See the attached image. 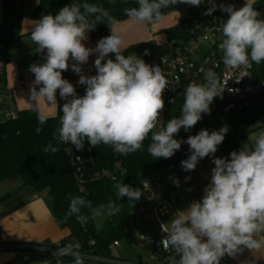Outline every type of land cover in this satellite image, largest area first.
<instances>
[{"label": "clouds", "instance_id": "clouds-1", "mask_svg": "<svg viewBox=\"0 0 264 264\" xmlns=\"http://www.w3.org/2000/svg\"><path fill=\"white\" fill-rule=\"evenodd\" d=\"M137 2L138 7L124 9L125 15L135 22L152 23L164 18L162 9L178 3L198 7L204 0ZM207 3L205 15H212L217 9L227 14L219 29L222 41L218 45L225 67L244 70L264 61V20L257 18L255 0H245L239 8L234 4H217L215 0ZM105 20L111 28L110 35L99 39L95 47H87L84 42L88 33ZM115 24L108 10L89 3H71L55 15L45 14L33 21L31 40L43 62L29 66L34 74L30 92L33 100L43 98L51 105L58 104L59 91V97L65 101L55 137L57 142L82 150L87 140L90 149L102 143L120 155H129L142 150L143 141L151 133L147 151L155 159H168L182 144H187L190 154L181 161L185 172L194 171L207 157H211L214 167L201 199L190 201L168 223L160 225L166 234L160 241L163 249H174L179 256L173 264H220L225 256L235 258L245 249L264 247V131L247 139L227 157L215 155L229 131L227 126L211 131L201 129L186 140L175 138L181 129L189 132L201 121L202 114L211 113L210 105L214 98H222L227 82L221 84L212 69H202L204 82L188 84L181 115L165 124L161 119L165 107L162 94L168 81L161 67L149 65L137 55L121 54L124 41ZM148 54L146 49L144 55ZM93 55L96 74L85 75L83 66ZM69 68L79 76L78 84L85 86L83 96L63 78L62 73ZM35 110L38 122L46 123L47 118L38 105ZM44 151L56 152L58 148L49 143ZM173 182L180 186L178 178ZM142 184L143 190L150 192L149 182L144 180ZM114 188L119 200L127 197L130 203L139 201L143 195L141 188L124 182H116ZM153 196L150 193L149 199ZM69 199L68 215L76 216L81 222L88 219L82 214L83 208L97 215L101 212L99 208L93 209L83 196ZM119 212L120 207L115 203L108 204V215ZM68 251L67 247L58 248L53 256ZM74 262L83 264L78 254H74ZM56 264L61 261L57 259Z\"/></svg>", "mask_w": 264, "mask_h": 264}, {"label": "trees", "instance_id": "trees-1", "mask_svg": "<svg viewBox=\"0 0 264 264\" xmlns=\"http://www.w3.org/2000/svg\"><path fill=\"white\" fill-rule=\"evenodd\" d=\"M0 1L2 2L0 7V62L3 63L5 69L9 64L16 63L20 69L28 70L33 63L21 60L22 52L16 50V47L27 37L22 32L25 20L34 21L45 14L55 15L62 7L71 3H89L108 10L116 24H119L130 20L125 15L124 9L138 7L137 0H38L33 10L26 11L18 9V3L25 2V0ZM177 9L178 4L162 9L163 16H168ZM164 34L170 43L186 42L190 37L189 28L182 22L166 29ZM108 35H110V26L107 25L106 20L104 23L97 24L96 29L91 31L93 40ZM143 48H145L143 45L131 46L121 54L130 56L141 52ZM62 75L70 82H75L77 78V74L71 69L63 72ZM254 75L259 79L264 78V61L255 64ZM3 83L4 88H7L6 72ZM183 101L184 93L171 107L166 122L181 115ZM62 114L58 104L57 116L47 118L44 124L38 122L37 111L34 109L18 111L15 119L0 123V185L18 178L21 181L20 190L33 195L46 193V202L59 228L69 231V236L62 241L63 243L78 242L82 252L98 258L114 259L111 246L122 241L132 243L137 230L136 218L131 211L130 202L127 197L121 200L117 198L114 184L119 181L133 188H141L142 181L165 171L170 159H155L148 153L151 133L143 141L142 150L129 155H120L112 147L102 143L90 149L85 140L84 148L76 149L77 155L85 161L83 166L84 190L81 191L66 145L58 143L55 138L58 135L57 129L60 127ZM263 116L264 103L254 102L240 115L224 113L218 118L214 127L204 129L211 131L219 130L224 126L229 128L223 143L218 146L224 157H227L233 150H239L242 143L249 139L252 132L251 127L257 119ZM197 127L196 124L189 132L181 129L175 138L185 140ZM37 128H40L39 133ZM153 131L157 130L153 129ZM49 143L58 148V151L45 152L44 149ZM90 157L93 159L91 162L88 161ZM119 161L123 163L124 175L119 176L115 181L94 179L96 172L105 169L113 170ZM74 196H83L91 202L93 209L101 208L110 202L115 203L120 207V212L110 215L103 227L98 230L93 221L94 213L88 208L81 210L82 214L88 217L86 222H81L76 216L68 215L69 198Z\"/></svg>", "mask_w": 264, "mask_h": 264}, {"label": "built area", "instance_id": "built-area-1", "mask_svg": "<svg viewBox=\"0 0 264 264\" xmlns=\"http://www.w3.org/2000/svg\"><path fill=\"white\" fill-rule=\"evenodd\" d=\"M217 4H234L237 8L243 6L245 0H215ZM264 6V0H255L254 8ZM209 7L207 0H204L198 7L189 6L178 3L176 11L179 22L185 24L189 28L190 37L184 41L172 42L171 51L168 54L159 57H144L143 60L149 65H159L165 75L167 88L162 94L165 107L161 113V119L166 122L167 114L171 107L183 96L184 89L192 81L197 83L204 82V72L202 69H212L221 84L227 82L222 98H214L210 105L211 113L202 114L203 119L198 127L193 130L190 135L197 134L201 129L214 127L218 118L224 114L240 115L245 109L249 108L254 102L264 103V78L259 79L254 75L255 63L251 67L241 69H230L225 67L221 60V53L218 45L222 41V33L219 30L227 19V14L217 9L212 15H205ZM258 19L264 20V13H259ZM6 69L0 62V104L4 102V96L7 93V88H4L3 78ZM78 95L85 94V86L79 85L76 82H71ZM231 90V91H229ZM65 101L58 96V104L60 109ZM17 113H6L0 111V123L15 119ZM158 130V128L156 129ZM187 139V138H186ZM185 139V140H186ZM65 144V143H64ZM68 156L71 159L72 166L75 170L76 179L80 186V190H84V173L83 166L85 161L76 153L74 145L65 144ZM189 146L182 144L181 149L176 151L170 157L167 171L175 173L179 176V193L184 197L187 188L186 185L189 179L186 180L188 173L181 168V161L186 159L190 154ZM92 157L88 161H92ZM125 174L122 161L116 163L113 170L98 171L94 175V179H108L115 181L119 176ZM155 176L145 179L149 182L150 189ZM143 190V184H141ZM149 191H144L146 194ZM170 202L165 204V207L159 208L154 205L147 209L149 218L153 223V227L149 233H143L138 240L141 243H148L154 247L152 260L159 264H173L176 257L172 253V249L165 251L160 241L166 235L161 231V223H168L164 220L168 213ZM1 217V211H0ZM116 242L113 247L117 246ZM70 249L68 252L60 253L58 256H53L58 248ZM13 250V259L11 264H56L57 259L61 264H75L74 254H78L83 264H140L116 259H103L85 252H82L81 245L78 242L59 243H42L39 245H8L0 246V250Z\"/></svg>", "mask_w": 264, "mask_h": 264}, {"label": "crops", "instance_id": "crops-1", "mask_svg": "<svg viewBox=\"0 0 264 264\" xmlns=\"http://www.w3.org/2000/svg\"><path fill=\"white\" fill-rule=\"evenodd\" d=\"M1 5L2 2L0 3V7ZM167 17L168 16H165L162 19L163 21L156 23L157 25L155 27L153 26L154 28L152 30L149 26L150 23L135 22L133 20H127L114 25L124 41L121 47V53L135 45H143V47H146L148 43H153L160 46H163L165 43L170 45V42H168L164 31L175 26L179 22V17H176L175 21L172 23L166 21L165 18ZM32 27V20H25L23 22L22 32L28 36L23 40H31ZM98 40H93L91 37V32H89L88 40L84 43L87 47H95ZM35 49L36 46L32 47L30 50ZM144 51L145 48H143L141 52L133 53L131 55H137L142 59L144 57H153L150 55L144 56ZM22 52L24 53L25 51ZM95 58V55L90 56L88 63L83 66L85 75L96 74V70L93 67ZM40 62L42 61L40 60ZM31 63H38V61ZM16 66L18 73L20 74L21 69L19 65L16 64ZM7 68L8 66L6 67L7 93L5 95L10 94L12 101L18 111L30 109L35 110L38 105L39 110L45 114L46 118H54L57 116L58 104L50 105L43 98H40L38 101L32 99L30 85L34 80V75L30 71L25 77L21 76V74L15 77L11 75V79L9 81L7 78ZM17 77L19 78L18 82ZM78 80L79 76L77 75L75 82L78 83ZM58 96L59 91H57V102ZM251 130L252 132L249 136V139L257 135L260 131H264V116L255 121L251 127ZM215 155L217 157H224L219 147ZM213 167L214 164L211 162V157H207L202 159L197 164L194 171L187 172L189 176V182L186 185L187 191L184 197L180 195L179 187H177L173 182L175 179H179L177 174L171 173L167 170L158 173L155 175V181L152 182L150 192H147L149 195L150 193L154 194V196L151 199H149V197L147 198L149 202L144 206V213H147V209L154 205H158V207L161 208L165 207V204L170 202L168 213L164 217V220L169 222L172 216H174V214H176L178 211L183 210L190 201L201 199L203 195V189L209 182L208 178L211 175V169ZM13 180H16V178L8 180L0 185V246L39 245L42 243L55 244L65 240L69 236V231L59 228L51 211L47 207L45 194H29L24 190H20V185H16L12 187V189L10 188L11 190L3 192L1 186H6V184ZM146 218L149 223L148 227L144 228V234L149 233L153 227V223L149 218L148 213ZM143 244H145V250L148 251V261L144 262L143 260L139 259V261L135 263L159 264L152 260L154 247L148 243ZM12 259L13 250H0V264H11ZM220 264H264V247H261L258 250L245 249L235 258L225 256V258L221 260Z\"/></svg>", "mask_w": 264, "mask_h": 264}, {"label": "rangeland", "instance_id": "rangeland-1", "mask_svg": "<svg viewBox=\"0 0 264 264\" xmlns=\"http://www.w3.org/2000/svg\"><path fill=\"white\" fill-rule=\"evenodd\" d=\"M0 3H1V1H0ZM37 4H38V0H25V2H19L18 3V9L31 11L37 6ZM174 13H176V12H172V14L168 15V17L165 18L167 22L172 23L175 21V18L178 16H177V14H174ZM161 21H163V20H161ZM158 22L154 21V22L150 23L149 26H150L151 30L157 25L156 23H158ZM34 46H36V45L32 42V40L26 39V40H23L16 47L17 51H21V52L25 51L24 53L22 52V55L20 56L21 60L26 61V62H37V61L39 63L43 62V56L41 54L35 53V50H30ZM171 48H172L171 43H170V45L165 43L163 46L155 45L153 43H148L145 47V50L147 49L149 51V54L144 55V56L150 55V56L156 57V56L165 55V54H168V52L171 50ZM40 60L42 62H40ZM28 72H29L28 69H21L20 70L21 76H24V77L26 76V74H28ZM20 74L18 73L16 64L11 63L8 65L7 78L9 81L11 79V75H13V77H15V76H19ZM18 81H19V78L17 77V82ZM37 90H38V88H37ZM0 111L6 112V113H16L18 111L17 108L15 107L13 101H12V97L10 96V94L4 96V102L2 104H0ZM202 119H203V115H202ZM200 123H201V121H199L197 123V125H199ZM156 179H157V177H156ZM153 181H155V180H153ZM16 185L21 186V181L18 178H16V180L10 181L8 184H6V186H1V189H3V192H7L8 190H11L12 187H14ZM43 194H45V197H47L46 193H43ZM148 197H149V193L145 194L143 191V195L139 201H135L134 203H130L131 211L135 214V218H136L137 230H136V234H135V240L130 244H128L125 241H122V242H119L117 246L113 247L112 255H113L114 259L117 258L116 260L128 261V262H132V263L138 262L139 259L143 260L144 262L148 261V251L145 250V247H144L145 244L141 243L138 240L139 236L144 233V228H147L148 223H149L147 218H146L147 213H144V206L146 203L149 202L147 200ZM108 204L99 208V209H101L100 214H98V215L93 214L94 225L98 230L103 227L106 220L110 216L107 213ZM47 207L49 209L48 203H47Z\"/></svg>", "mask_w": 264, "mask_h": 264}, {"label": "water", "instance_id": "water-1", "mask_svg": "<svg viewBox=\"0 0 264 264\" xmlns=\"http://www.w3.org/2000/svg\"><path fill=\"white\" fill-rule=\"evenodd\" d=\"M259 13H264V6H261V7H257L255 8ZM172 253L173 255L176 257V259L178 260L179 259V256L175 254V250L172 249Z\"/></svg>", "mask_w": 264, "mask_h": 264}]
</instances>
